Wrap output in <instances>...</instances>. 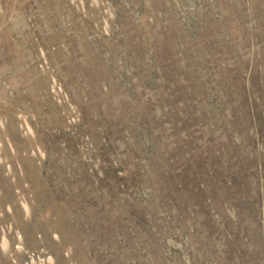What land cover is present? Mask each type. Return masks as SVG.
Segmentation results:
<instances>
[{"label":"rangeland","instance_id":"rangeland-1","mask_svg":"<svg viewBox=\"0 0 264 264\" xmlns=\"http://www.w3.org/2000/svg\"><path fill=\"white\" fill-rule=\"evenodd\" d=\"M0 264H264V0H0Z\"/></svg>","mask_w":264,"mask_h":264}]
</instances>
